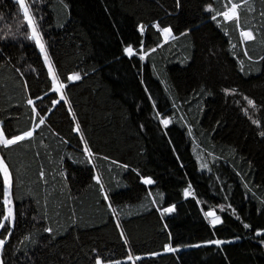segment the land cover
Returning a JSON list of instances; mask_svg holds the SVG:
<instances>
[{
	"label": "trees",
	"instance_id": "trees-1",
	"mask_svg": "<svg viewBox=\"0 0 264 264\" xmlns=\"http://www.w3.org/2000/svg\"><path fill=\"white\" fill-rule=\"evenodd\" d=\"M25 2L65 87L61 99L17 0H0V128L9 137L34 129L0 145L16 210L12 234L0 229L5 264H264V0L240 9L254 33L245 42L235 22L205 10L226 0ZM155 23L175 38L164 40ZM141 42L155 48L144 60ZM220 205L223 222L213 228L204 211ZM210 239L224 243L202 244Z\"/></svg>",
	"mask_w": 264,
	"mask_h": 264
},
{
	"label": "snow or ice",
	"instance_id": "snow-or-ice-1",
	"mask_svg": "<svg viewBox=\"0 0 264 264\" xmlns=\"http://www.w3.org/2000/svg\"><path fill=\"white\" fill-rule=\"evenodd\" d=\"M17 3L19 5V9L21 10L23 14V21L26 22L27 28L30 30L29 33L27 34V39L35 41V44L39 48L40 52L44 54V62L46 65H48V72L52 80V89L55 92L60 93L61 90L65 87V85L62 82H60L59 77L53 70L51 60L49 59L46 49H45V45L42 42L41 33L38 31L36 20L33 17V15L30 13L29 6L26 4L25 0H17ZM176 3H177V7H180V0H176ZM247 3H248V0H238V2L237 0H226V3L223 6V10H217L213 8L211 4L206 5L205 10L210 11V12H215V14L212 15L211 17V19L214 21L217 20V17H223V20L225 22H235L237 28L240 29L239 35L241 38V42L252 41L254 39L253 31L251 29H245L240 24V9L242 6H246ZM65 7H67V5H65ZM247 10L249 12L253 11L251 7H248ZM261 15H264V12H262ZM153 27H155L161 33L164 40H168L169 38H173V39L175 38L173 36L172 29L170 26L161 27L159 23H155ZM20 30H21V27L18 24L16 26V31L20 32ZM139 30L141 33L144 32L143 24L139 26ZM186 31H190V30H186ZM184 34L186 33H182L181 35H184ZM156 47H159V45H156ZM233 47H235V45H233ZM123 51L129 57H132L133 55L137 54L132 44H127V46L124 47ZM149 51H155V48L145 50V45L143 42H141L140 52L138 53L140 60H144L145 57L148 55ZM245 55H247V52H245ZM249 59H251V57H249ZM242 64L243 62L241 61V70H243ZM79 79H80V75L78 73H71L68 76V80L70 81L79 80ZM223 91L226 94H230V93H235L237 90L235 88H232V89L225 88ZM61 99H64L63 94L61 95ZM244 99L247 101L248 106H250L252 109L256 108V104L253 99H250L247 96H244ZM27 103L31 105L33 101L29 99ZM52 103L53 105H55L57 101L53 100ZM32 111L35 113L36 109L33 108ZM69 111H71V109H69ZM243 111L245 112L246 115L249 114L248 108H244ZM249 118L252 119L251 116H249ZM44 122L45 121L43 117L40 116L39 123L36 124L35 127L39 128V126L43 124ZM160 123L167 126L170 123V119L166 117H162L160 119ZM252 123L256 124L257 126L260 125V121L256 119H252ZM76 131H79L78 125L76 128ZM33 133H34V129H28V130L21 132L20 134H13L9 137L8 135H6L5 130L3 128H0V145L4 146L5 148L11 147L13 145H16L17 142H20V141L25 140L26 138L32 137ZM189 134L191 133L189 132ZM259 135L261 137H264V130H261L259 132ZM83 139H84L83 136H81L82 141ZM84 153L88 157L92 156V152L89 149L86 142L84 146ZM124 167H127V165H124ZM201 167L207 168V165L204 163H201ZM0 174H2V196H0V201H2V203H0V229H4L7 232V235H11L12 234L11 229L15 227V221H16V210H15V204H14L13 193H12L13 177H12V173L10 172L9 166L5 163V160L3 158H0ZM41 176L42 177L44 176L43 172H41ZM95 179L97 180L98 183L100 182L99 176H96ZM141 180L145 185H151L153 183V180L151 177L141 176ZM101 190L102 191L104 190L103 184H101ZM149 195H151V193H149ZM184 195L185 197L193 195L191 191V185H189L188 187L184 189ZM104 198L106 200L108 199L107 193H105ZM152 203H156V201L153 200ZM109 207H111V204L109 205ZM219 207L223 209V205H220ZM173 210H174V206H169V207L160 209L162 213H169ZM233 212H235V209H233ZM204 216L205 218L209 220V224L213 228H215L216 225L221 224L223 222L221 217L216 214L214 209H209L208 211H204ZM117 227H120L119 221H117ZM244 227L249 228L250 225L245 223ZM44 231L51 233L53 230L51 228H44ZM261 232H264V230L257 229V235H260ZM123 235L124 233L123 231H121V236ZM29 238H30L29 236H25V240H28ZM6 239L7 237L0 238V252H2L6 244ZM237 239H239V237H237ZM125 242L127 243V241ZM222 243H224V241L220 239H216V240L210 239V240L202 242V244H206V245L214 244L217 246L221 245ZM261 243L264 244V240H261ZM200 246H201L200 244H197V245H188L186 247H200ZM164 250L167 252H175L177 251V248L173 247L171 244H166L164 246ZM149 255L155 256L157 255V253L153 252V253H150ZM127 259L131 261L134 259V257L132 255H129ZM135 259H140V258L135 257ZM0 264H5V261L2 258H0ZM95 264H102L101 258L97 257L95 260ZM108 264H119V262L109 261Z\"/></svg>",
	"mask_w": 264,
	"mask_h": 264
},
{
	"label": "rangeland",
	"instance_id": "rangeland-1",
	"mask_svg": "<svg viewBox=\"0 0 264 264\" xmlns=\"http://www.w3.org/2000/svg\"><path fill=\"white\" fill-rule=\"evenodd\" d=\"M41 53V52H40ZM42 54V57H43V59H44V54L43 53H41ZM47 66V69H48V65H46ZM50 78H51V76H50ZM73 81H75V80H73ZM58 95H59V97H61V95H62V92H60V93H58ZM200 156L201 155H199V156H197V158H198V160L200 161V162H202V160H203V158L201 159L200 158ZM199 163V162H198ZM199 165H200V170H203V168L201 167V164L199 163ZM210 209H214L215 210V212H216V214L217 215H219V213L222 211V209H221V207L219 208V206L218 207H212V208H210ZM209 210V209H208ZM261 233H264V232H261ZM181 249H178L177 251H180Z\"/></svg>",
	"mask_w": 264,
	"mask_h": 264
},
{
	"label": "water",
	"instance_id": "water-1",
	"mask_svg": "<svg viewBox=\"0 0 264 264\" xmlns=\"http://www.w3.org/2000/svg\"><path fill=\"white\" fill-rule=\"evenodd\" d=\"M169 214V213H168Z\"/></svg>",
	"mask_w": 264,
	"mask_h": 264
}]
</instances>
